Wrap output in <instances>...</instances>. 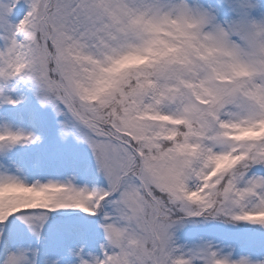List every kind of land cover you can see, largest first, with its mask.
Returning a JSON list of instances; mask_svg holds the SVG:
<instances>
[{
  "label": "snow or ice",
  "instance_id": "obj_1",
  "mask_svg": "<svg viewBox=\"0 0 264 264\" xmlns=\"http://www.w3.org/2000/svg\"><path fill=\"white\" fill-rule=\"evenodd\" d=\"M0 264H264V0H0Z\"/></svg>",
  "mask_w": 264,
  "mask_h": 264
}]
</instances>
